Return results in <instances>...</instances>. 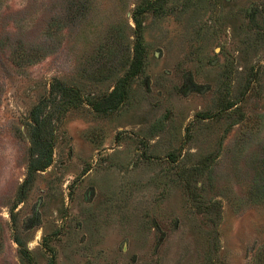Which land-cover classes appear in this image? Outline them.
I'll return each mask as SVG.
<instances>
[{
	"label": "rangeland",
	"instance_id": "374dc122",
	"mask_svg": "<svg viewBox=\"0 0 264 264\" xmlns=\"http://www.w3.org/2000/svg\"><path fill=\"white\" fill-rule=\"evenodd\" d=\"M0 264H264V0H0Z\"/></svg>",
	"mask_w": 264,
	"mask_h": 264
},
{
	"label": "trees",
	"instance_id": "16d2710c",
	"mask_svg": "<svg viewBox=\"0 0 264 264\" xmlns=\"http://www.w3.org/2000/svg\"><path fill=\"white\" fill-rule=\"evenodd\" d=\"M136 23V41L134 47V55L132 58V67L130 77H133L138 72L144 54V48L140 35V23ZM120 86L122 90L117 88L109 95L108 100L102 104L94 103L92 108L96 111H107L110 109H116L120 102L126 97L125 84ZM119 98V100H118ZM33 126L31 129V156L28 166V173L26 183L31 180V176L34 172L41 171L46 168L51 161V150L53 147L51 132H46V126L48 127V120L41 118L37 109L32 113ZM50 127V125H49Z\"/></svg>",
	"mask_w": 264,
	"mask_h": 264
}]
</instances>
